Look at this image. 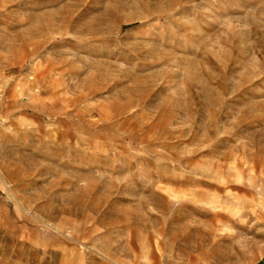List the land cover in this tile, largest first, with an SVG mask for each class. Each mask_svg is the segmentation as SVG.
I'll return each instance as SVG.
<instances>
[{
	"label": "rangeland",
	"instance_id": "rangeland-1",
	"mask_svg": "<svg viewBox=\"0 0 264 264\" xmlns=\"http://www.w3.org/2000/svg\"><path fill=\"white\" fill-rule=\"evenodd\" d=\"M0 264H264V0H0Z\"/></svg>",
	"mask_w": 264,
	"mask_h": 264
}]
</instances>
